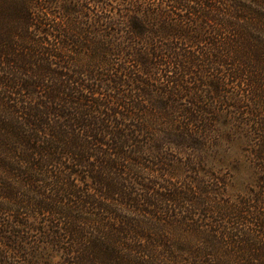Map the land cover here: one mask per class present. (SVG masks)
Masks as SVG:
<instances>
[{
	"label": "trees",
	"instance_id": "obj_1",
	"mask_svg": "<svg viewBox=\"0 0 264 264\" xmlns=\"http://www.w3.org/2000/svg\"><path fill=\"white\" fill-rule=\"evenodd\" d=\"M54 1L0 0V264H264V0Z\"/></svg>",
	"mask_w": 264,
	"mask_h": 264
},
{
	"label": "rangeland",
	"instance_id": "obj_2",
	"mask_svg": "<svg viewBox=\"0 0 264 264\" xmlns=\"http://www.w3.org/2000/svg\"><path fill=\"white\" fill-rule=\"evenodd\" d=\"M54 2H57V4H62L63 0H55ZM88 2V1H86ZM222 2H231L230 0H222ZM239 2H250V0H239ZM54 4V3H53ZM180 14L183 13V11H180L179 12ZM52 18H58V15H50ZM175 17L179 18L181 15H174ZM81 57L84 59L85 58V54L82 53L81 51ZM81 57L79 56V58L81 59ZM225 88L227 91L232 92V91H236L238 89L237 85L233 84V83H230V84H227L225 85ZM205 89V88H203ZM204 104L205 103H210V101L208 102L206 98H204ZM223 103V102H222ZM220 104V103H215L213 104L212 106V110L213 112H215V115H218V114H221V117L218 115V126L219 128H222V130H226V131H231L234 138H233V141L231 140L230 141H226L224 144L229 148V157L231 158L230 160H239L240 162V168H239V173H236L234 171H232L231 169L229 168H226V167H223L221 170L224 172V177H225V180L226 182H228L227 186H226V192H229L230 195H232V193H235L237 192V190L239 189H242L245 184H246V181L245 179L247 180L248 177H246V174L248 173L246 167H243V165L246 163V162H249V158H248V149L251 148V145L252 144L251 142L249 141H246L244 140V130H246V126L245 125H242V128L244 129H241L240 127H238L236 124H233L231 121L233 120L232 118H240L241 114H239L237 111H235L234 109L230 108L228 105H224L223 104ZM242 110H247V106H243L242 107ZM241 110V111H242ZM236 114V115H235ZM223 115H226L228 117H222ZM184 155V158H182ZM181 154L179 153V151L177 150H174L171 154V158H174L175 160H180V159H185V155L186 153L184 154ZM145 176H151V172L149 171H146L145 169L144 170H141ZM182 176L183 177V180L184 179H188L190 173L188 171H185L183 170L182 171ZM239 174V175H238ZM186 175V176H185ZM182 178H180L181 180ZM159 181H162L161 178L157 179ZM249 184V183H248ZM9 208H11V210H8V212H6V214L3 215V218H5V220L7 219H10L14 216V206H9ZM36 233L35 231H33L31 234H34ZM36 235H39V234H36ZM12 256H14V259L16 261H19L21 262L22 261V258L20 256H18V254H16L15 252L12 253Z\"/></svg>",
	"mask_w": 264,
	"mask_h": 264
}]
</instances>
